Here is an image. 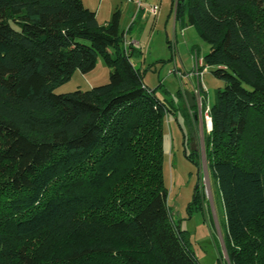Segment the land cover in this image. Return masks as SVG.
Wrapping results in <instances>:
<instances>
[{
  "label": "trees",
  "instance_id": "trees-1",
  "mask_svg": "<svg viewBox=\"0 0 264 264\" xmlns=\"http://www.w3.org/2000/svg\"><path fill=\"white\" fill-rule=\"evenodd\" d=\"M170 14L224 82L203 150L228 263L264 264V0H170ZM119 24L81 0H0V264H198L162 177L164 118L189 120L186 104L144 84ZM98 57L106 83L53 92Z\"/></svg>",
  "mask_w": 264,
  "mask_h": 264
},
{
  "label": "rangeland",
  "instance_id": "rangeland-1",
  "mask_svg": "<svg viewBox=\"0 0 264 264\" xmlns=\"http://www.w3.org/2000/svg\"><path fill=\"white\" fill-rule=\"evenodd\" d=\"M81 1L95 12L99 24L107 22L114 10H120V29L126 31L124 42L140 50L132 61L136 67L145 69L144 84L155 87L161 96L174 98L179 107L186 104L184 113L189 120L179 109L174 110L175 115L169 113L164 118L162 177L168 188L167 204L180 228L188 232L198 264H229L223 244L226 230L223 205L217 185L207 170L203 150V137L210 128L205 110L213 102L215 90L224 85L223 80L216 78L210 69L203 71L198 63L208 45L192 27L181 28L174 22L173 14L169 15L170 0H140L146 6H158L155 16H143L142 11H138L139 0ZM193 67L203 73L190 78H178L174 73L175 69L186 72ZM107 81L108 68L98 57L92 71L82 74L75 70L70 79L55 87L53 92L87 90ZM197 86L199 93H194ZM178 89L190 91L193 106L188 105L186 98L184 103L178 102L175 95ZM196 185L198 194L202 195L201 207L187 215L186 205Z\"/></svg>",
  "mask_w": 264,
  "mask_h": 264
},
{
  "label": "built area",
  "instance_id": "built-area-1",
  "mask_svg": "<svg viewBox=\"0 0 264 264\" xmlns=\"http://www.w3.org/2000/svg\"><path fill=\"white\" fill-rule=\"evenodd\" d=\"M175 1V0H174ZM137 6H138V11H142L141 14L144 16L146 15H151V16H155L158 12V6L156 4H152V5H149V6H146L145 4L141 3L140 0L138 1L137 3ZM129 45V42H124L123 40V47L124 49H126ZM201 63V61H198V63ZM196 65V64H195ZM194 65V66H195ZM195 69V70H193ZM193 69L189 70V71H186V72H182L180 71L179 69H175L174 70V73L177 75L178 78H181V77H184V78H190L192 77L193 75H201L203 72H198L196 70V68L193 67ZM206 68L203 69V71L205 70ZM193 92L194 93H199V87H195L193 89ZM206 113H208V107L207 109L205 110ZM208 119H209V116H206ZM210 120V119H209Z\"/></svg>",
  "mask_w": 264,
  "mask_h": 264
},
{
  "label": "flooded vegetation",
  "instance_id": "flooded-vegetation-1",
  "mask_svg": "<svg viewBox=\"0 0 264 264\" xmlns=\"http://www.w3.org/2000/svg\"><path fill=\"white\" fill-rule=\"evenodd\" d=\"M201 201H202V198L199 199V203H200V205H199L198 202H197V200L195 201V196L192 193L191 199H190V201L186 205V213H187V215H191L190 214V211L193 208L194 209H197L198 207H200L201 206Z\"/></svg>",
  "mask_w": 264,
  "mask_h": 264
},
{
  "label": "water",
  "instance_id": "water-1",
  "mask_svg": "<svg viewBox=\"0 0 264 264\" xmlns=\"http://www.w3.org/2000/svg\"><path fill=\"white\" fill-rule=\"evenodd\" d=\"M185 98H186V101L188 103L189 106H193L194 105V101H193V98H192V95L190 93V91L188 90H185Z\"/></svg>",
  "mask_w": 264,
  "mask_h": 264
}]
</instances>
